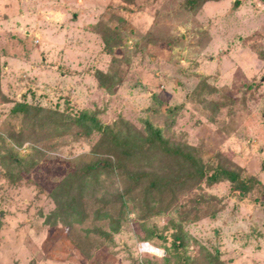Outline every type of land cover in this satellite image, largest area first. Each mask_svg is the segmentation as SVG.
<instances>
[{"label":"rangeland","instance_id":"1","mask_svg":"<svg viewBox=\"0 0 264 264\" xmlns=\"http://www.w3.org/2000/svg\"><path fill=\"white\" fill-rule=\"evenodd\" d=\"M205 1L0 0V54L25 59L23 40H42L31 31L53 39L30 76L1 72L0 264H264V0ZM17 104L33 107L28 117ZM82 115L124 134L151 124L207 177L176 197L153 192L147 213L152 175L165 188L189 175L139 156L131 170L151 175L141 187L124 170L90 175L87 218L53 226L54 189L104 159ZM219 155L262 186L241 196L213 182Z\"/></svg>","mask_w":264,"mask_h":264},{"label":"trees","instance_id":"2","mask_svg":"<svg viewBox=\"0 0 264 264\" xmlns=\"http://www.w3.org/2000/svg\"><path fill=\"white\" fill-rule=\"evenodd\" d=\"M208 1L210 0H206L205 2ZM100 26L103 28V24ZM96 78L100 87L106 86L104 80L107 77L104 73L98 71L96 73ZM32 108V106L27 104H17L13 109V113L24 114L26 118L30 111H32ZM38 112L40 111L38 110ZM77 122L78 125L83 124L82 127L85 128V136H91L95 132L100 135L101 138L96 149L98 152H103L104 159L87 167L86 170L83 171L84 174L79 176L80 179L76 177H74V179L69 178L54 189L52 198L54 200L55 210L47 219V222L50 224L53 221V226H56L59 222L64 226L65 224L71 225L74 220L79 221L81 218L83 220L87 218V213H85L82 208L81 199L86 186L85 180L90 175L97 176L101 171L110 173L115 169L124 170L127 178L131 182L132 189L141 187L145 180L151 175L145 170L140 172H133L131 170L140 169L132 166V163L137 159L136 157L139 156L144 160L151 155L158 156L165 162H170L180 168H186L189 175L186 181L181 177L171 182L166 188L165 185L163 187V185L160 184L162 177L152 175L145 189L146 196L144 203L147 205V213L152 212V206H150L149 202L153 200V192L162 196L163 193L168 191L176 197L178 192L191 180L194 182H202L207 177L205 169L192 154L186 153L185 149L179 147H170L168 141L164 139L162 131L156 129L151 124L146 126L144 133L135 130L130 125H124L128 128L127 134H124L120 129L104 126L95 118L88 117L87 115L80 116ZM218 157L222 160L221 155ZM221 163L224 164L218 165L213 175L210 177L213 182L217 183L220 178L224 177L232 186V190L236 193H240L241 196L252 193L256 186H262L257 178L243 176V170L236 167L234 164L227 161L223 162V160ZM168 188L169 190H167ZM179 236L176 240H181Z\"/></svg>","mask_w":264,"mask_h":264},{"label":"crops","instance_id":"3","mask_svg":"<svg viewBox=\"0 0 264 264\" xmlns=\"http://www.w3.org/2000/svg\"><path fill=\"white\" fill-rule=\"evenodd\" d=\"M33 34V38L35 37H42V40H36L33 41L35 45L28 44V39L30 37L25 38L23 41L26 43H23V46L26 47V50H28V56L25 57V59H21L17 54H15V56H10L8 57V55H6L2 50V54H0V65H1V69H0V78H1V72L3 73V75L7 72L10 73L9 76L10 78H12V80L14 81H18L17 80V76L20 74H27V75H31L33 72H36L38 69L37 67H33L32 66V62H31V57L34 53H38L39 51H43L46 52L47 50L53 48V39L51 40H44L43 39V35L41 34V32L39 33V31H31V35ZM41 36V37H40ZM44 45V46H43ZM36 46V47H35ZM35 48V49H34ZM19 53V52H18ZM20 62V63H19ZM18 63V64H17ZM243 64V65H242ZM242 64H238L237 67L233 66V68L235 70H238L239 72H241V70H243L244 68V63ZM16 71H19V73H16ZM238 71H232V74H238ZM236 76V75H235Z\"/></svg>","mask_w":264,"mask_h":264},{"label":"clouds","instance_id":"4","mask_svg":"<svg viewBox=\"0 0 264 264\" xmlns=\"http://www.w3.org/2000/svg\"><path fill=\"white\" fill-rule=\"evenodd\" d=\"M139 250L141 253H147L149 255H154L160 259H163L166 255V252L163 248H156L150 242L140 243Z\"/></svg>","mask_w":264,"mask_h":264}]
</instances>
